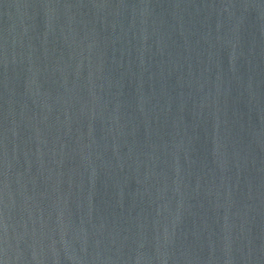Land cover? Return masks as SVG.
Masks as SVG:
<instances>
[{"label":"water","instance_id":"water-1","mask_svg":"<svg viewBox=\"0 0 264 264\" xmlns=\"http://www.w3.org/2000/svg\"><path fill=\"white\" fill-rule=\"evenodd\" d=\"M0 264H264V0H0Z\"/></svg>","mask_w":264,"mask_h":264}]
</instances>
